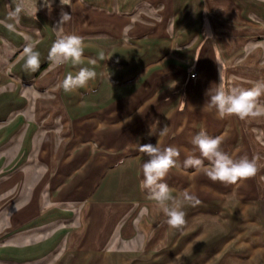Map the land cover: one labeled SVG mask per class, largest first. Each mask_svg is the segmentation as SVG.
Segmentation results:
<instances>
[{
	"label": "crops",
	"instance_id": "obj_1",
	"mask_svg": "<svg viewBox=\"0 0 264 264\" xmlns=\"http://www.w3.org/2000/svg\"><path fill=\"white\" fill-rule=\"evenodd\" d=\"M48 2L8 7L21 8L17 24L0 0V43L12 49L0 71V264H264V201L182 167L199 156L201 130L240 159L245 131L263 127L264 116L218 118L208 99L264 80V0ZM62 11L71 19L58 24ZM63 34L82 38L80 64L48 59ZM25 36L40 53L35 73L23 67ZM81 67L96 78L66 93ZM144 143L180 150L163 182L200 200L184 206L181 229L141 186Z\"/></svg>",
	"mask_w": 264,
	"mask_h": 264
},
{
	"label": "clouds",
	"instance_id": "obj_2",
	"mask_svg": "<svg viewBox=\"0 0 264 264\" xmlns=\"http://www.w3.org/2000/svg\"><path fill=\"white\" fill-rule=\"evenodd\" d=\"M51 8V0L45 5ZM21 8L16 7L9 12V18L19 23ZM71 19V15L61 12L60 22L63 24ZM10 31H15L14 24H5ZM25 46L22 56L24 58V70L35 73L40 68V53L37 51L36 43L31 41V37L25 36ZM84 57V47L82 38L74 34H63L52 44L48 59L55 65L60 66L67 62L74 65L80 64ZM103 59V53L100 54ZM90 64L95 65L96 60H90ZM96 78V72L92 68L81 67L79 71L72 75L69 73L61 82L62 89L72 92L80 88H85L90 80ZM251 87L244 88L233 86L230 89L218 87L212 90L208 99L209 109H215L218 118L224 119L228 116H235L240 120L258 118L264 116V104L260 103L264 97V80L250 82ZM210 90H208L209 92ZM207 92V93H208ZM157 121L154 124H158ZM167 127L161 128L160 135H165ZM149 135H152L150 130ZM191 143L199 156L189 154L182 163L184 169H195L202 171L211 181L223 184H237L256 175L258 171L257 160L249 159L247 156L240 159H233L222 150L223 138L212 137L206 131L201 130L195 134ZM138 151L145 154L148 159L142 164L141 186L149 193V198L154 200L164 215L167 217L166 223L173 229H181L185 224L186 213L183 210L185 205H199L200 200L188 191L180 193V197L172 195V189L163 182L169 171L178 167L180 150L175 146L161 148L156 144L144 143L138 145ZM205 160L208 164L205 165Z\"/></svg>",
	"mask_w": 264,
	"mask_h": 264
},
{
	"label": "rangeland",
	"instance_id": "obj_3",
	"mask_svg": "<svg viewBox=\"0 0 264 264\" xmlns=\"http://www.w3.org/2000/svg\"><path fill=\"white\" fill-rule=\"evenodd\" d=\"M2 1L5 2L8 12H10L9 8L12 10L13 5H17L16 3H18V0ZM0 28H3V26ZM11 57V46L0 43V71L7 65ZM261 104H264V102H261ZM261 122L263 127H249V130L245 131V140H247L244 143L245 156L249 159L255 158L257 160L258 171L256 175L247 180L238 182L239 185L229 184L230 194L234 196L238 193V195L240 194L245 197L246 202L248 199L253 198L262 199V201H264V118H262ZM250 134L251 136H249ZM237 188H239L238 191ZM241 188L244 189L240 190Z\"/></svg>",
	"mask_w": 264,
	"mask_h": 264
},
{
	"label": "built area",
	"instance_id": "obj_4",
	"mask_svg": "<svg viewBox=\"0 0 264 264\" xmlns=\"http://www.w3.org/2000/svg\"><path fill=\"white\" fill-rule=\"evenodd\" d=\"M195 76H196V75L193 73V74H190V76H189V77H190V79H194V78H195Z\"/></svg>",
	"mask_w": 264,
	"mask_h": 264
}]
</instances>
